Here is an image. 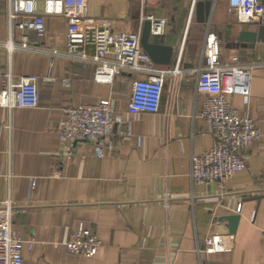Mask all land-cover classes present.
Listing matches in <instances>:
<instances>
[{"label": "crops", "instance_id": "0c3cea01", "mask_svg": "<svg viewBox=\"0 0 264 264\" xmlns=\"http://www.w3.org/2000/svg\"><path fill=\"white\" fill-rule=\"evenodd\" d=\"M136 2L87 0V5L91 16L109 19L116 30L141 32L142 18L151 13ZM6 11V0H0V73L39 79L36 107H0V201H12V229L27 240L23 264H264V42L243 47L236 40L239 31H254L253 23L239 25L229 17L227 0H214L206 22L185 21L150 36L173 50L170 65H154L167 71L159 110L128 113L131 83L141 75L120 72L110 83L96 82L93 65L51 54L65 43L62 17L46 15L44 36L38 38L10 26ZM208 28L220 32L224 59L257 63L248 103L239 95L230 100L255 121L260 136L244 153V169L224 188L190 178L191 157L212 145L199 117L202 96L194 73L203 63ZM22 36L26 48L20 47ZM108 97L121 122L102 157L86 141H60L68 107ZM231 215L238 216L233 233L222 219ZM79 227L100 241L92 257L65 251ZM211 232L232 235L229 250L203 252Z\"/></svg>", "mask_w": 264, "mask_h": 264}, {"label": "built area", "instance_id": "2783aa9c", "mask_svg": "<svg viewBox=\"0 0 264 264\" xmlns=\"http://www.w3.org/2000/svg\"><path fill=\"white\" fill-rule=\"evenodd\" d=\"M6 3L9 25L20 31H32L38 38L44 36L46 15L62 17L66 26L65 43L62 50L51 49L52 55L93 65L94 80L99 83H110L120 72L141 75L131 83L127 112L159 110L167 71L154 68L140 45V31H119L109 19L91 16L87 0H6ZM257 3L258 0H227V10L239 25L250 24L264 12ZM142 19L150 21V36L164 32V18L150 14ZM20 47H27L26 36H22ZM202 56V65L194 71L196 91L202 96L199 117L212 137V145L191 157L190 178L194 184L216 183L224 188L230 177L244 169V153L260 136L255 121L242 115L230 100V96L239 95L244 105L248 103L250 72L257 63L241 62L237 56L224 59L219 38L210 31L204 37ZM38 80L32 74L14 79L10 72L0 73V107L8 110L36 107ZM120 122L111 97L68 107L59 139L62 143L86 141L92 145L94 155L102 157L114 126ZM130 133L128 129L127 135ZM34 184L35 180L31 179V188ZM13 216L12 201H0V264H23L22 246L27 240L12 229ZM231 241L230 234L211 232L204 239L203 252L227 251ZM64 247L69 254L92 257L100 241L94 232L79 227L69 235Z\"/></svg>", "mask_w": 264, "mask_h": 264}, {"label": "water", "instance_id": "95a60500", "mask_svg": "<svg viewBox=\"0 0 264 264\" xmlns=\"http://www.w3.org/2000/svg\"><path fill=\"white\" fill-rule=\"evenodd\" d=\"M214 0H200L195 5V20L204 23L208 20L212 3ZM264 5V0H258ZM256 26L254 31L242 30L237 35V43L243 47H253L256 41L264 42V12L260 14L257 21L253 22ZM150 21L143 22L140 32V45L148 54L154 65L168 66L172 59V47L164 44H158L150 41ZM228 31H226V35ZM227 221V229L229 233H233L236 228L238 216L231 215L223 217Z\"/></svg>", "mask_w": 264, "mask_h": 264}, {"label": "rangeland", "instance_id": "374dc122", "mask_svg": "<svg viewBox=\"0 0 264 264\" xmlns=\"http://www.w3.org/2000/svg\"><path fill=\"white\" fill-rule=\"evenodd\" d=\"M135 2H144V7L147 10V13H151V15H155L154 12H157L159 17L164 18L166 20V30H175V28L182 25L185 21H190V23L195 22V5L192 10V14L190 13L192 0H134ZM194 1V0H193ZM197 2L200 0H196ZM195 1V3H197ZM137 3V2H136ZM161 13V14H160ZM191 14V18L189 19ZM229 14V13H228ZM149 15V14H148ZM181 17L180 23L176 22L175 19H179ZM229 17L234 20L233 15L229 14ZM183 23V24H184ZM179 24V26H178ZM211 32H214L218 37H220V32L217 33L215 29H207Z\"/></svg>", "mask_w": 264, "mask_h": 264}, {"label": "bare ground", "instance_id": "6f19581e", "mask_svg": "<svg viewBox=\"0 0 264 264\" xmlns=\"http://www.w3.org/2000/svg\"><path fill=\"white\" fill-rule=\"evenodd\" d=\"M195 1H196V0H194L193 4L195 3ZM196 2H197V1H196ZM257 4L259 5V7H260L261 10H262V8H263L264 5L261 4L260 2H258ZM193 8H194V6L192 5V10H193ZM263 9H264V8H263Z\"/></svg>", "mask_w": 264, "mask_h": 264}]
</instances>
